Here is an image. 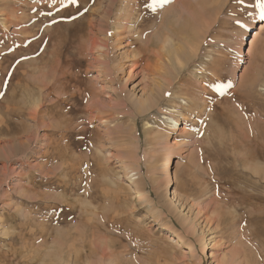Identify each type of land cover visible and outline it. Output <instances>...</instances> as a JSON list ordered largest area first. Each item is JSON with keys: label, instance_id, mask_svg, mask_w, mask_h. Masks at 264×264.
I'll return each instance as SVG.
<instances>
[{"label": "rangeland", "instance_id": "obj_1", "mask_svg": "<svg viewBox=\"0 0 264 264\" xmlns=\"http://www.w3.org/2000/svg\"><path fill=\"white\" fill-rule=\"evenodd\" d=\"M60 3L0 0V264H264L257 0Z\"/></svg>", "mask_w": 264, "mask_h": 264}, {"label": "bare ground", "instance_id": "obj_2", "mask_svg": "<svg viewBox=\"0 0 264 264\" xmlns=\"http://www.w3.org/2000/svg\"><path fill=\"white\" fill-rule=\"evenodd\" d=\"M178 1V0H177ZM207 1V0H206ZM210 1V0H209ZM231 1V0H230ZM138 2H139V0H138ZM193 2H195V1H193ZM203 2V1H202ZM60 4H62V3H60ZM189 4V3H188ZM187 4V5H188ZM60 6V5H59ZM61 7H64V6H61ZM178 7V6H177ZM182 7V6H181ZM194 7V6H193ZM140 8V7H139ZM139 8H138V10H139ZM183 8V7H182ZM176 9V8H175ZM61 10H62V8H61ZM64 10V9H63ZM57 11V10H56ZM66 12H67V9L65 10ZM65 11H63V12H65ZM189 11V10H188ZM142 13V12H141ZM179 13V12H178ZM201 14V13H200ZM62 17V16H61ZM152 17H153V15H152ZM195 19V18H194ZM162 20H164V19H162ZM166 20V19H165ZM36 21V20H35ZM175 21V20H174ZM27 22V21H26ZM167 22V21H166ZM179 22V21H178ZM169 23V22H168ZM181 24V23H180ZM175 25V24H174ZM37 26V25H36ZM264 26V24H261L260 26H259V28L261 27H263ZM167 27V26H166ZM184 27V26H183ZM38 28V27H37ZM185 28V27H184ZM163 29V28H162ZM187 29V28H186ZM39 30V29H38ZM168 30V29H167ZM35 31H37V30H35ZM45 31H47V30H45ZM171 31V30H170ZM183 31V30H182ZM48 32V31H47ZM47 32H45V33H47ZM179 32H180V30L177 32V33H175L174 34V36H172L170 39L168 38H165L164 40H165V42H167L168 44L170 43V45H171V47H170V53H172V56H173V59H175V62H176V72H178V73H180V71H181V69H182V61L184 60V56H185V53H184V51H182L181 50V43H183V41H185V38H182V37H178L177 35L179 34ZM186 32V31H185ZM37 33H39V32H37ZM55 34V33H54ZM164 34V33H163ZM168 34V33H167ZM171 34H172V32H171ZM47 35V34H46ZM48 35H49V33H48ZM67 35V34H66ZM184 35V34H183ZM259 35H260V32L257 30L256 32H254L253 33V35H252V37H251V39H250V41H249V43H248V49H247V51H246V54H248V55H252L253 54V52H254V50H255V47H256V43H257V41H258V37H259ZM28 36V35H27ZM29 37V36H28ZM61 37H63V36H61ZM66 37V36H65ZM174 37H177L178 39H179V44L178 45H176V44H174V42H172L173 41V39L172 38H174ZM67 38V37H66ZM33 39V38H32ZM32 39H30V40H32ZM35 39V38H34ZM43 39H45L44 37H43ZM29 40V41H30ZM60 40V39H59ZM64 40V39H63ZM96 41V40H95ZM40 42V41H39ZM38 42V43H39ZM54 42V41H53ZM201 42V41H200ZM22 43V42H21ZM24 43V42H23ZM22 43V44H23ZM42 43V42H41ZM41 43H40V45H41ZM51 43V42H50ZM19 44V43H18ZM27 44V43H26ZM43 44H44V42H43ZM55 44V43H54ZM163 44H164V42H163ZM20 45V44H19ZM28 45H30V44H28ZM62 45H64V44H62ZM152 45H153V43H152ZM161 45V44H160ZM165 45L166 44H164V47H165ZM33 46V45H32ZM42 46V45H41ZM55 46V45H54ZM60 46V45H59ZM198 46V45H197ZM196 46V47H197ZM18 47V46H17ZM24 47H27V45L26 46H24ZM42 47H45V46H42ZM55 47H57V46H55ZM61 47V46H60ZM18 48H20V47H18ZM22 48H23V45H22ZM21 49V48H20ZM19 49V50H20ZM40 49H41V47H40ZM54 49V48H53ZM61 49V48H60ZM59 49V50H60ZM97 49V48H96ZM16 50H17V48H16ZM23 50V49H22ZM33 50H34V47H33ZM55 50V49H54ZM59 50H58V52H59ZM169 50V49H168ZM195 50V49H194ZM18 51V50H17ZM39 51V50H38ZM46 51V50H45ZM56 51V50H55ZM22 52V51H21ZM65 52V51H64ZM165 52V51H164ZM37 53V52H36ZM166 53V52H165ZM255 53V52H254ZM30 54V53H29ZM32 54H34V53H32ZM60 54V53H59ZM264 54V53H263ZM27 55V54H26ZM37 55V54H36ZM62 55V54H61ZM65 55V54H64ZM23 56H25V55H23ZM70 56V55H69ZM190 56H193V55H191L190 54ZM261 56V55H260ZM48 58V57H47ZM261 58H263V59H261V62H260V64H259V70H257L256 72H253V73H251V75L250 76H248L249 77V82H250V84H254L255 82H259L261 79V77L262 76H264V56L263 57H261ZM44 59H46V58H44ZM66 59V58H65ZM251 59V58H250ZM187 60V59H186ZM36 61V60H35ZM45 62V61H44ZM235 62V61H234ZM47 63V62H46ZM26 64H28V63H26ZM30 64V63H29ZM28 64V65H29ZM37 64V63H36ZM61 65V64H60ZM68 65H69V63H68ZM228 65V64H227ZM31 66V65H30ZM33 66V65H32ZM54 66H55V64H54ZM49 67V66H48ZM229 67V66H228ZM43 68H46V67H43ZM67 68V67H66ZM12 69V68H11ZM53 69V68H52ZM68 69V68H67ZM33 70V69H32ZM37 70V69H36ZM47 70H48V68H47ZM57 70H58V68H57ZM79 70V69H78ZM49 71V70H48ZM42 72V71H41ZM53 72V71H52ZM32 73H33V71H32ZM35 73H37V71H35ZM34 73V74H35ZM218 73V72H217ZM8 74V73H7ZM223 74V73H222ZM52 75V74H51ZM56 75V74H55ZM61 75V74H60ZM63 75V74H62ZM66 75V74H65ZM217 75V74H216ZM38 76H41V75H38ZM177 76V75H176ZM49 77V76H48ZM72 77V76H71ZM37 78V77H36ZM46 78V77H45ZM52 78H53V75H52ZM57 78V77H56ZM175 78V77H174ZM38 79V78H37ZM40 79V78H39ZM38 79V80H39ZM42 79V78H41ZM66 79V78H65ZM72 79V78H71ZM178 79V78H177ZM68 80V79H67ZM247 80V81H248ZM36 81V80H35ZM40 81V80H39ZM66 81V80H65ZM26 82V81H25ZM42 82V81H41ZM45 82V81H44ZM18 83V82H17ZM46 83V82H45ZM61 83V82H60ZM66 83V82H65ZM69 83V82H68ZM24 84V83H23ZM44 84V83H43ZM48 84V83H47ZM174 84H175V82H174ZM264 84V83H263ZM262 84V85H263ZM28 85V84H27ZM35 85V84H34ZM60 85V84H59ZM62 85V84H61ZM72 85H73V83H72ZM171 85H173V84H171ZM251 85V86H252ZM42 86V85H41ZM49 86V85H48ZM52 86V85H51ZM66 86V88H67V85H65ZM257 86V85H256ZM49 88V87H48ZM52 88V87H51ZM70 88V87H69ZM46 90H47V87H46ZM64 90H65V87H64ZM70 90V89H69ZM170 90V89H169ZM59 91V90H58ZM66 91V90H65ZM166 91V90H165ZM165 91H162L161 92V88L160 87H158V88H154V89H152L151 90V92H150V94L148 95V97H146V99L140 104V106H141V109L143 108L144 110L145 109H149V108H151V107H153L158 101H159V98H160V96H161V94H163V93H165ZM185 91V90H184ZM251 91V90H250ZM60 92V91H59ZM67 92V91H66ZM65 92V93H66ZM161 92V93H160ZM186 92H187V90H186ZM17 93V92H16ZM15 93V94H16ZM40 93H41V90H40ZM50 93V92H49ZM55 93V92H54ZM149 93V92H148ZM18 94V93H17ZM32 94V93H31ZM34 94V97H35V93H33ZM38 94H39V92H38ZM187 94V93H186ZM14 95V94H13ZM41 95V94H40ZM50 95V94H49ZM60 95V94H59ZM64 95H67V94H64ZM64 95H63V97H64ZM188 95V94H187ZM68 96V95H67ZM31 97V96H30ZM47 97V96H46ZM52 97V96H51ZM57 97V96H56ZM59 97V96H58ZM69 97V96H68ZM67 97V98H68ZM67 98H65L66 99V101H67ZM11 99H14V98H11ZM10 99V100H11ZM37 99V98H36ZM52 99H53V97H52ZM56 99V98H55ZM71 99H73V98H71ZM233 99V98H232ZM15 100V99H14ZM45 100V99H44ZM58 100H60V99H58ZM63 100V99H62ZM61 100V101H62ZM143 100V99H142ZM68 101L70 102V100L68 99ZM75 101V100H74ZM237 101V100H236ZM30 102V101H29ZM32 102V101H31ZM62 102H64V100L62 101ZM242 102V101H241ZM8 103H11V102H9L8 101ZM36 103V102H35ZM41 103H42V101H41ZM58 103V102H57ZM77 103V102H76ZM139 103H140V101H139ZM238 103H239V101H238ZM34 104V103H33ZM62 104V103H61ZM64 104V103H63ZM70 104V103H69ZM242 104H243V102H242ZM37 105V104H36ZM241 105V104H240ZM12 106H14L13 105V103H12ZM17 106V105H16ZM26 106V105H25ZM31 106V105H30ZM29 106V107H30ZM40 106H41V104H40ZM69 106V105H68ZM7 107V106H6ZM28 107V108H29ZM36 107V106H35ZM241 107H244V105L243 106H240V108ZM13 108V107H12ZM17 108V107H16ZM32 108V107H31ZM245 108V107H244ZM243 108V109H244ZM18 110H20L19 108H17ZM41 109V108H40ZM12 110V109H11ZM15 110V109H14ZM22 110H24V109H22ZM28 110V109H27ZM29 111V110H28ZM34 111V110H33ZM38 111V110H37ZM27 112V111H26ZM30 112V111H29ZM44 112V111H43ZM13 113V112H12ZM34 113V112H33ZM255 113V112H254ZM259 113V112H258ZM8 114V113H7ZM16 114H18V113H16ZM20 114H22V113H20ZM20 114H18V115H20ZM37 114V113H36ZM13 115V114H12ZM40 115V114H39ZM258 116V115H257ZM37 117H38V115H37ZM36 117V118H37ZM259 117V116H258ZM7 118V117H6ZM27 118V117H26ZM40 118V117H39ZM35 119V118H34ZM33 119V120H34ZM49 119V118H48ZM7 120V119H6ZM12 120H13V118H12ZM39 122V121H38ZM171 126H173V128L174 129H176V120L175 119H171ZM12 125V124H11ZM19 127V126H18ZM25 127V126H24ZM55 127V126H54ZM5 129V128H4ZM4 129H2V130H4ZM8 129V128H7ZM24 129V128H23ZM26 131V130H25ZM8 132V131H7ZM60 132V131H59ZM2 134V133H1ZM5 134V133H4ZM7 134V133H6ZM10 136V135H9ZM16 136V135H15ZM12 137V136H11ZM10 138V137H9ZM13 138H14V136H13ZM20 139V138H19ZM3 140V139H2ZM1 141V140H0ZM12 141H13V139H12ZM4 142V141H3ZM7 142V141H6ZM8 144V143H7ZM12 144V143H11ZM1 150V149H0ZM1 152V151H0ZM9 153V152H8ZM1 154H3V153H1ZM5 155V154H4ZM247 158V157H246ZM166 161H165V163H164V165L162 166V171L166 174V176L167 177H169L170 179H172V180H174V177H172L171 176V168H172V165H173V161L172 160H170V156H167V158L165 159ZM129 178H131V180L132 181H129L130 183H137L138 181L136 180V178H135V176L133 177V176H130L129 175ZM128 178V179H129ZM238 192V191H237ZM239 193V192H238ZM242 193V192H241ZM39 195V194H38ZM36 196V195H35ZM37 198H39V197H37ZM239 199H240V197H239ZM240 201V200H239ZM236 204V203H235ZM249 204V203H248ZM215 207V206H214ZM221 207V206H220ZM217 211V210H216ZM219 212V211H218ZM218 214V213H217ZM229 214H230V212H229ZM217 216H219V214L217 215ZM230 216V215H229ZM27 217V216H26ZM29 217V216H28ZM234 218V217H233ZM28 219V218H27ZM28 222V221H27ZM30 223V222H29ZM43 229V228H42ZM31 232V231H30ZM41 233H42V231H41ZM41 233H40V235H41ZM46 233V232H45ZM43 235V234H42ZM170 238V237H169ZM71 241H72V239H70ZM170 240V239H169ZM63 242H65V241H63ZM179 242V241H178ZM177 242V243H178ZM179 244H182V243H179ZM42 246V245H41ZM40 246V247H41ZM34 251V250H33ZM65 252H66V250H64ZM69 251V250H68ZM64 252V253H65ZM71 253H73V252H71ZM78 253V252H77ZM37 254V253H36ZM35 254V255H36ZM260 255V254H259ZM67 256V255H66ZM263 257V256H262ZM66 258V257H65Z\"/></svg>", "mask_w": 264, "mask_h": 264}, {"label": "snow or ice", "instance_id": "obj_3", "mask_svg": "<svg viewBox=\"0 0 264 264\" xmlns=\"http://www.w3.org/2000/svg\"><path fill=\"white\" fill-rule=\"evenodd\" d=\"M160 2H164V0H160ZM239 2L243 3V0H239ZM62 3H63V0H62ZM68 3L75 4V3H77V0H68ZM257 6H258V8L260 10L259 19H260L261 22H264V0H257ZM149 7H154V5H149ZM235 23L238 24L241 29H243L245 27L244 24L240 23L239 19H237L235 21ZM206 86L209 87V88H215V90L218 93L223 95L225 93V91L227 89H229L232 85H231V83H215V84L208 83ZM165 95H169L170 96L171 93H165ZM201 135H202V133H201Z\"/></svg>", "mask_w": 264, "mask_h": 264}]
</instances>
